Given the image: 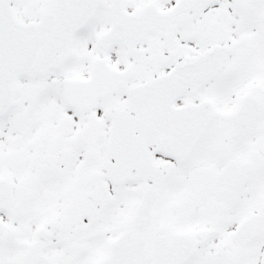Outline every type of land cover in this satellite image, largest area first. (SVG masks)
<instances>
[{
  "label": "snow or ice",
  "instance_id": "snow-or-ice-1",
  "mask_svg": "<svg viewBox=\"0 0 264 264\" xmlns=\"http://www.w3.org/2000/svg\"><path fill=\"white\" fill-rule=\"evenodd\" d=\"M0 264H264V0H0Z\"/></svg>",
  "mask_w": 264,
  "mask_h": 264
}]
</instances>
